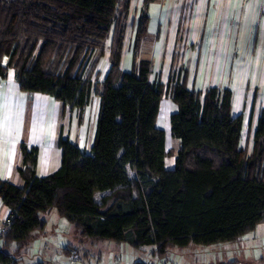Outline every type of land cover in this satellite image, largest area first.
Masks as SVG:
<instances>
[{
	"label": "trees",
	"instance_id": "obj_1",
	"mask_svg": "<svg viewBox=\"0 0 264 264\" xmlns=\"http://www.w3.org/2000/svg\"><path fill=\"white\" fill-rule=\"evenodd\" d=\"M150 1L137 17L133 56L147 33ZM130 4L0 0V78L12 70L21 90L48 94L70 109H84L91 94L100 100L90 150L60 135L61 162L53 172L37 175L38 147L20 144L23 183L0 179L11 219L0 237L6 248L43 228L40 212L50 209L87 237L150 246L153 256L170 245L234 242L264 222V109L253 132L250 111L242 143L244 117L233 114L229 87L189 88L185 72L166 84L150 80L145 58L124 70ZM106 52L109 68L97 80ZM165 97L176 105L169 115L176 153L156 125ZM0 264L17 263L0 249Z\"/></svg>",
	"mask_w": 264,
	"mask_h": 264
},
{
	"label": "crops",
	"instance_id": "obj_2",
	"mask_svg": "<svg viewBox=\"0 0 264 264\" xmlns=\"http://www.w3.org/2000/svg\"><path fill=\"white\" fill-rule=\"evenodd\" d=\"M144 1L131 0L130 9L133 6L134 16L130 42L126 50L123 48L121 67L124 70L130 69L132 60L142 58L141 43L146 36H150L152 37L149 58L152 68L150 80L159 79L163 82L165 78L168 81L172 65H169L165 58L167 59L169 55L178 57L182 51L183 57L198 59L199 63L195 61L193 68L200 79L202 74L209 72L216 74L227 72L233 74L234 78L236 75L249 73L264 74V0L150 1L146 4L149 16L147 33L141 40L139 50L133 56L132 42L137 17L144 6ZM212 59H215L213 69ZM108 68L106 52L96 67V71H99L97 80L103 79ZM251 85L246 87V90L245 87L235 86L238 92H232V101L235 103L240 96L250 99L254 90L258 99L262 97L263 102L259 99V105L258 102L255 104L257 97L254 98L253 105L252 101L249 104L245 100L241 103L240 111L245 114L244 120L252 111L253 132L258 116L264 109V85L259 88L255 84L253 87ZM251 89L252 94L249 92L247 95ZM99 101L97 95L91 94L84 109H70L48 94L21 90L13 71L10 70L6 78H0V179L17 185L23 183L18 173V168L22 165L21 143L38 147L35 171L39 176L47 175L59 167L61 150L57 142L60 135L88 152L94 139ZM172 103L171 99L166 97L164 108L170 113L174 111ZM164 131L166 135V130ZM9 212V208L0 198V221L5 219ZM219 248L227 251L224 255L225 260L219 261V264H264V222L257 224L253 230L232 242V245L227 243L220 245ZM151 249L150 246H143L137 254L128 252L126 261L116 256L111 264L140 263L143 261L140 258L143 251ZM181 256L182 254L175 253L169 248L164 254L152 256L150 259L153 261L152 264H184Z\"/></svg>",
	"mask_w": 264,
	"mask_h": 264
},
{
	"label": "rangeland",
	"instance_id": "obj_3",
	"mask_svg": "<svg viewBox=\"0 0 264 264\" xmlns=\"http://www.w3.org/2000/svg\"><path fill=\"white\" fill-rule=\"evenodd\" d=\"M133 16L134 9L132 6L127 20L124 46L125 50L132 36L131 30ZM151 40L152 37L150 36H146V38L143 39L140 49V55L142 58H150V48L152 45ZM182 54L183 51L179 52L178 57H170L169 55L167 59L165 58V61H167L169 65H172V70L170 71L168 76L169 78H174L177 75H181L183 72H185L187 75V86H190L189 88L203 91L204 86H206L207 88L211 85H216L219 87H230L233 90V93H237L238 91L235 87L237 85L239 88L245 87V90L246 87L248 88L251 84L252 87L255 84L258 88L264 85V74L255 73L236 75V77L234 78L233 74L227 72L225 74H216L215 72H209L202 74V78L200 79L198 78L196 69L193 68V65H195V61L197 64L199 63L198 59L183 57ZM161 59V62H163L164 58L162 57ZM214 60L215 59L211 60V69H213V65L215 62ZM167 82L168 81L163 78V83L166 84ZM189 84H192V86ZM194 85H197V87H195ZM199 87H201L202 89L199 90ZM252 91L253 89H251V91H248L247 95H249V92H251L252 94ZM242 93L245 92L242 91ZM255 97H257L256 90L253 91V95H251L250 99H248L246 96H240L235 103H233L232 101L233 114H243V111H240L242 110L241 103L244 102V100L247 101L248 104L251 101L254 102L253 100L256 99ZM259 99H261V102H263L262 97H259ZM259 99L257 97V99L255 100V104H257L258 102L259 105ZM165 102L166 97L161 100L156 125L159 128L166 130V148L172 149V151L176 153L179 145V140L171 137L170 135V112L166 111V108H164ZM172 105L173 110H175L176 105L174 103H172ZM238 108L239 110H236ZM247 119L248 118L246 115L242 130V143L244 142V136L246 133ZM173 162L174 155L167 156L164 160L166 168H171L174 164ZM40 218L45 222L44 227L34 230L29 239H27L24 243H10L6 248L4 246L6 242L0 239V249L6 250L8 253H10L16 259L17 264H111L113 261L112 259L116 256L119 257L122 261H126L129 253L131 254L133 252V254H137L141 251L140 249L133 248L125 243L117 244L109 240H99L87 237L80 233V231L75 228V226L66 218L60 216L55 209L40 212ZM227 243H231L232 245V242H219L217 244L209 245L191 243L189 246L170 245L168 246V249L172 248L175 253L179 252V254H182L181 258L183 259L184 264H219V261L225 260L224 255L227 254V251H223L219 247L220 245H226ZM141 256L142 257L140 258H142L141 260H143L141 262H143L144 264L153 263V261L150 259L153 256L151 254V250L147 252L143 251V254Z\"/></svg>",
	"mask_w": 264,
	"mask_h": 264
},
{
	"label": "built area",
	"instance_id": "obj_4",
	"mask_svg": "<svg viewBox=\"0 0 264 264\" xmlns=\"http://www.w3.org/2000/svg\"><path fill=\"white\" fill-rule=\"evenodd\" d=\"M11 223V219L7 216L5 219L0 221V237L5 233ZM129 264H139V263H129Z\"/></svg>",
	"mask_w": 264,
	"mask_h": 264
}]
</instances>
